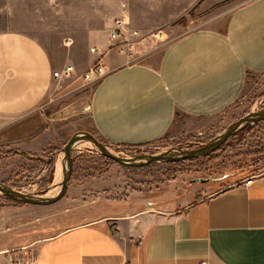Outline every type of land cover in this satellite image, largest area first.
<instances>
[{
	"label": "crops",
	"instance_id": "1",
	"mask_svg": "<svg viewBox=\"0 0 264 264\" xmlns=\"http://www.w3.org/2000/svg\"><path fill=\"white\" fill-rule=\"evenodd\" d=\"M106 39L97 47L106 75L85 100H70L69 110L84 107L92 131L109 145L198 136L204 122L240 100L249 73L264 74V0H244L223 30L179 36L155 64L132 61L109 49V33ZM55 70L37 40L0 32V150L8 155L44 154L54 138L42 107L85 88L76 70L72 81L54 79ZM246 181L161 201L131 195L105 203L124 202L121 209H103L102 197L93 198L70 207L81 215L68 223H0V236L24 229L0 241V264H264V175Z\"/></svg>",
	"mask_w": 264,
	"mask_h": 264
},
{
	"label": "rangeland",
	"instance_id": "2",
	"mask_svg": "<svg viewBox=\"0 0 264 264\" xmlns=\"http://www.w3.org/2000/svg\"><path fill=\"white\" fill-rule=\"evenodd\" d=\"M243 1L0 0V32L13 30L26 33L48 50L56 63L55 71L72 65L77 75L81 76L90 71L98 59L90 49L102 48V41L107 40L109 31L118 19H123L139 33L137 40L140 44L136 48V56L155 64L165 47L179 36L208 27L223 30L230 13ZM73 79L74 75L68 81ZM93 85L88 84L85 88L72 91L70 98L59 99L54 104L42 107L44 116L50 119L48 129L54 138V143L44 154L15 157L0 150V183L31 196L52 198L58 194L61 189L59 184L63 180V149L67 142L80 132L97 136L91 129L88 117L81 112L84 107H77L75 113L68 107L72 99L85 100ZM262 111L264 74L249 73L240 100L225 113L204 122L198 136L181 135L175 140L163 139L141 146L109 145L96 138L106 144L114 156L128 159L165 151L175 153L177 150L200 148L223 134L232 123ZM71 156L72 173L67 192L60 201L49 206L20 204L0 192L1 225L10 223L22 227L27 220L35 218L44 221L61 219L68 223L81 215L68 209L93 198L102 197L103 209H121L124 202L105 203L127 201L131 195L133 200L173 199L189 189H198L199 194L203 189L227 188L262 176L264 120L245 125L209 156L186 161L127 166L103 156L90 142L79 148L73 147ZM60 160L62 169L61 178L58 179L56 173ZM22 230L17 228L0 236V241L10 237L15 239Z\"/></svg>",
	"mask_w": 264,
	"mask_h": 264
},
{
	"label": "water",
	"instance_id": "3",
	"mask_svg": "<svg viewBox=\"0 0 264 264\" xmlns=\"http://www.w3.org/2000/svg\"><path fill=\"white\" fill-rule=\"evenodd\" d=\"M264 120V111L251 113L242 119L232 123L228 129L212 140L211 142L205 144L204 146L192 149V150H177L175 153L170 151H165L157 155H144L135 157L133 159H128L126 157L114 156L111 153L110 148L99 141L94 135L89 132H80L73 135L70 140L67 142L63 149L64 154V164H63V180L60 184L61 189L55 197L52 198H42L39 196H31L24 194L20 191L10 188L3 183H0V192L10 197L13 200H16L25 204H32L37 206H49L60 201L66 194L68 183L72 173V156L71 152L74 145L78 142H90L94 145L96 149L105 157L113 160L116 163L127 165V166H146L156 162H180L186 161L193 158H201L209 156L210 154L217 151L225 142L232 137L236 132L241 130L245 125L249 123H255Z\"/></svg>",
	"mask_w": 264,
	"mask_h": 264
},
{
	"label": "built area",
	"instance_id": "4",
	"mask_svg": "<svg viewBox=\"0 0 264 264\" xmlns=\"http://www.w3.org/2000/svg\"><path fill=\"white\" fill-rule=\"evenodd\" d=\"M139 37L140 36L137 30L130 28L128 23L123 19H118L115 22L114 27L109 32V40L111 43L109 49H118L120 52L125 53L132 61H135L138 59L136 56V48L140 44V42L137 40ZM90 52L93 55L98 56V59L90 71H87L81 75L80 79L84 85L98 82L106 75L102 65L104 52L97 47H92ZM74 74L75 68L74 66L70 65L64 67L60 71H55L53 73V77L56 80H69ZM251 180L253 179H248L246 183L249 184Z\"/></svg>",
	"mask_w": 264,
	"mask_h": 264
},
{
	"label": "bare ground",
	"instance_id": "5",
	"mask_svg": "<svg viewBox=\"0 0 264 264\" xmlns=\"http://www.w3.org/2000/svg\"><path fill=\"white\" fill-rule=\"evenodd\" d=\"M85 143H87V142H85V141H83V142H78V143H76L75 145H74V147L75 148H79V147H81V146H83ZM64 158V157H63ZM61 162V160L59 161V163H58V165H57V175L59 176V178L58 179H60L61 178V175H60V172H61V169H62V163H60ZM57 178V177H56ZM59 181H61V180H59ZM59 187H60V184H59ZM57 191H58V189H57Z\"/></svg>",
	"mask_w": 264,
	"mask_h": 264
},
{
	"label": "trees",
	"instance_id": "6",
	"mask_svg": "<svg viewBox=\"0 0 264 264\" xmlns=\"http://www.w3.org/2000/svg\"><path fill=\"white\" fill-rule=\"evenodd\" d=\"M137 146H141V145H137ZM56 153H57V151H55ZM5 196V195H4ZM6 198H8L9 200H11V201H13V202H16V203H20V202H18V201H16V200H13V199H11L10 197H8V196H5ZM21 204V203H20Z\"/></svg>",
	"mask_w": 264,
	"mask_h": 264
},
{
	"label": "flooded vegetation",
	"instance_id": "7",
	"mask_svg": "<svg viewBox=\"0 0 264 264\" xmlns=\"http://www.w3.org/2000/svg\"><path fill=\"white\" fill-rule=\"evenodd\" d=\"M214 181H217V180H214Z\"/></svg>",
	"mask_w": 264,
	"mask_h": 264
}]
</instances>
